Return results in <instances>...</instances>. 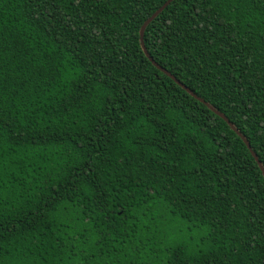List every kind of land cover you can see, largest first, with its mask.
I'll use <instances>...</instances> for the list:
<instances>
[{
	"label": "trees",
	"instance_id": "obj_1",
	"mask_svg": "<svg viewBox=\"0 0 264 264\" xmlns=\"http://www.w3.org/2000/svg\"><path fill=\"white\" fill-rule=\"evenodd\" d=\"M0 0V264H264V0Z\"/></svg>",
	"mask_w": 264,
	"mask_h": 264
},
{
	"label": "water",
	"instance_id": "obj_2",
	"mask_svg": "<svg viewBox=\"0 0 264 264\" xmlns=\"http://www.w3.org/2000/svg\"><path fill=\"white\" fill-rule=\"evenodd\" d=\"M173 0H167L157 11H155L141 26V29L139 31V41H140V46L142 48V51L144 52V54L146 55V57L149 59V61L158 69H160L162 72H164L167 76H169L170 78H172L182 89H184L186 92H188L191 96L195 97L196 99H198L199 101L205 103L201 98H198L194 93H192L186 86H184L182 83H180L179 81H177L172 75H170L167 71L161 69L149 56V54L146 51V48L144 46V31L146 29V27L172 2ZM208 107H210L207 103H205ZM211 110H213L219 117H221L230 127L233 131H235L237 133V135L242 139L243 143L246 145V147L248 148V150L250 151L251 155L253 156V158L255 159V161L257 162L263 177H264V168L261 164V162L258 160L257 156L255 155V153L252 151L251 146L249 145L247 139L240 133L238 132L235 127L233 126V124L231 122H229V120L222 114L218 113L216 110L212 109L210 107Z\"/></svg>",
	"mask_w": 264,
	"mask_h": 264
}]
</instances>
